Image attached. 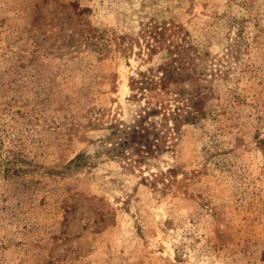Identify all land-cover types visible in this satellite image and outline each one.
Instances as JSON below:
<instances>
[{
  "label": "rangeland",
  "instance_id": "rangeland-1",
  "mask_svg": "<svg viewBox=\"0 0 264 264\" xmlns=\"http://www.w3.org/2000/svg\"><path fill=\"white\" fill-rule=\"evenodd\" d=\"M153 20L190 77L140 89ZM181 91L163 150L116 155ZM0 264H264V0H0Z\"/></svg>",
  "mask_w": 264,
  "mask_h": 264
},
{
  "label": "trees",
  "instance_id": "trees-1",
  "mask_svg": "<svg viewBox=\"0 0 264 264\" xmlns=\"http://www.w3.org/2000/svg\"><path fill=\"white\" fill-rule=\"evenodd\" d=\"M179 27L154 20L149 24L145 23L141 35L146 38L148 53L156 52L158 48L165 47L167 55L164 56L163 61L155 70L156 72L160 71V74L155 77L153 73H150L151 75L142 73V77L134 81L137 88H153L156 85L166 88L170 82L190 77L189 72H185L184 69L191 59L188 50L194 46L182 40L177 42L169 39V36L174 34ZM180 98H184L183 103L175 105L173 108L166 109L164 106L155 105L145 106L130 124L112 123V129L106 139L114 138L111 145H114L112 148L117 149L116 155L125 157L129 153H133L137 155L134 161L139 162L156 151L163 150L164 135L160 133L161 130L156 126V119L152 116L161 113L165 120L171 119L172 121V125H168V128L171 126V128L177 129L180 122L191 120L196 116L193 111L200 109L199 93L184 96L181 91ZM189 103H191V107L188 110Z\"/></svg>",
  "mask_w": 264,
  "mask_h": 264
},
{
  "label": "bare ground",
  "instance_id": "bare-ground-1",
  "mask_svg": "<svg viewBox=\"0 0 264 264\" xmlns=\"http://www.w3.org/2000/svg\"><path fill=\"white\" fill-rule=\"evenodd\" d=\"M122 85H123L124 90H126L127 85L126 84H122Z\"/></svg>",
  "mask_w": 264,
  "mask_h": 264
}]
</instances>
